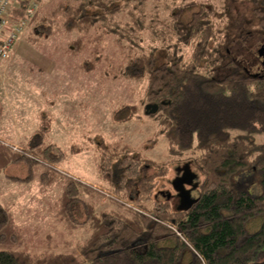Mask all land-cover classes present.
<instances>
[{
  "label": "trees",
  "instance_id": "1",
  "mask_svg": "<svg viewBox=\"0 0 264 264\" xmlns=\"http://www.w3.org/2000/svg\"><path fill=\"white\" fill-rule=\"evenodd\" d=\"M38 1L29 37L60 36L67 54L88 51L82 69L102 64L101 72L114 79L145 81L147 112L160 124L146 147L164 135L170 157L158 161L129 143L89 137L98 143L102 183L88 184L58 169L68 151L47 141L50 115L29 145L0 139V172L20 161L42 162L41 187L60 188L54 217L69 232H85L72 244L78 254L0 249V264H264V144L255 139L264 132V70L249 71L238 54L224 49L229 24L216 21L215 7L188 1L172 10L162 34L169 47L164 57L156 46L143 51L141 30L120 25L113 36L121 57L111 60L103 46L106 35L112 36L110 24L117 17L122 22L124 12L135 19L147 0ZM247 1L264 34V0ZM29 5L30 0L20 1L11 17H24ZM189 9L194 10L186 18ZM182 46L191 53L185 56ZM141 112L139 104L123 103L112 116L127 122ZM235 128L244 132L232 136L229 130ZM176 161L197 169V201L188 208L179 199L173 204L169 190L157 189ZM105 198L107 206L101 204ZM25 243L23 227L0 202V244Z\"/></svg>",
  "mask_w": 264,
  "mask_h": 264
},
{
  "label": "rangeland",
  "instance_id": "2",
  "mask_svg": "<svg viewBox=\"0 0 264 264\" xmlns=\"http://www.w3.org/2000/svg\"><path fill=\"white\" fill-rule=\"evenodd\" d=\"M188 1L213 5L216 21L221 26L229 24L230 36L223 44L224 49L233 56L238 54L243 66L249 71L264 70L263 60L258 53L264 43V34L257 26L253 5L247 0H147L141 12H136L135 19L130 12H124L121 14L122 22L121 17H117V23L110 24L112 36L106 35L107 44L103 45L106 48L105 54L111 60L121 57L119 42L116 35L113 36V30L128 24L132 30L143 32L144 39H140L143 51L156 46V54L159 56L160 53L164 57L169 49L162 39L164 25L169 24L171 11ZM194 9L187 10V14L183 16L190 17ZM29 21L16 44L13 56L0 68L1 139L18 147L29 145L31 137L41 127L42 118L50 115L52 125L47 141L59 142L68 151L66 159L57 166L58 169L88 184L102 183L96 165L98 143H90L89 137L103 136L108 140L129 143L144 156L158 161L170 157L169 145L164 135H158L154 147H146L148 139L158 134L160 124L154 114L147 112L145 81L114 79L101 72L102 64L91 71L82 69L81 63L89 55L87 50L67 54L65 41L60 36L30 38ZM134 21L140 25H134ZM141 48L138 50L141 51ZM182 51L185 56L191 53L188 46H182ZM123 103L139 104L141 117L116 122L112 116L113 109ZM229 131L232 136L244 132L237 128ZM255 139L259 144H264V132L256 133ZM78 145L86 147L79 150L76 147ZM183 162L172 163L169 173L159 180L157 187L170 191L173 204L181 201L176 187L177 178L187 169L197 171L195 167L182 166ZM44 166L42 162L31 164L20 161L0 172V202L10 209L15 221L16 217L19 219L26 236L25 244H0V249L78 254L77 248L72 244L84 237V230L69 232L63 223L54 221L47 214V203H52L58 197L60 188L55 185L41 187L39 175ZM28 175L31 176L30 179L27 178ZM197 180L199 179L196 178L195 182ZM186 187L191 188L190 185ZM193 188L195 187H192V194L196 196L197 191ZM101 204L107 206L109 202L105 198ZM257 225L259 227L260 222ZM68 241L71 244L67 246L64 243Z\"/></svg>",
  "mask_w": 264,
  "mask_h": 264
},
{
  "label": "built area",
  "instance_id": "3",
  "mask_svg": "<svg viewBox=\"0 0 264 264\" xmlns=\"http://www.w3.org/2000/svg\"><path fill=\"white\" fill-rule=\"evenodd\" d=\"M23 0H0V68L13 56L16 44L29 21V17L38 7V0H30L24 17L12 18V10Z\"/></svg>",
  "mask_w": 264,
  "mask_h": 264
},
{
  "label": "water",
  "instance_id": "4",
  "mask_svg": "<svg viewBox=\"0 0 264 264\" xmlns=\"http://www.w3.org/2000/svg\"><path fill=\"white\" fill-rule=\"evenodd\" d=\"M258 53L260 56L261 55L264 56V43L259 48ZM196 178H197V173L191 169L185 170L184 173L177 178L176 187L177 190L179 191L181 203L184 207L187 208L191 207L192 204L197 201V198L192 196V189H191L192 187H196L198 184L197 182H195ZM186 185H190L191 188H187Z\"/></svg>",
  "mask_w": 264,
  "mask_h": 264
},
{
  "label": "crops",
  "instance_id": "5",
  "mask_svg": "<svg viewBox=\"0 0 264 264\" xmlns=\"http://www.w3.org/2000/svg\"><path fill=\"white\" fill-rule=\"evenodd\" d=\"M1 139V137H0ZM1 140H5V139H1ZM6 141V140H5ZM53 142H55L54 140H52ZM8 142V141H7ZM57 144L61 145L59 142H56ZM62 146V145H61ZM63 147V146H62ZM52 205H53V202L52 203H47V214L49 215V217H51L54 221H57L59 222L55 217H54V214H53V211H52ZM18 218L16 217V222L19 223V225H21V222H18ZM22 227V226H21Z\"/></svg>",
  "mask_w": 264,
  "mask_h": 264
},
{
  "label": "flooded vegetation",
  "instance_id": "6",
  "mask_svg": "<svg viewBox=\"0 0 264 264\" xmlns=\"http://www.w3.org/2000/svg\"><path fill=\"white\" fill-rule=\"evenodd\" d=\"M259 56H260V55H259ZM260 57H261V58H262V60L264 61V56H263V55H261ZM263 64H264V63H263ZM184 169H185V168H184ZM182 170H183V169H182ZM183 173H184V171H183ZM183 173H182V174H183ZM191 189H192V188H191ZM192 196H194V195L192 194ZM194 197H195V196H194Z\"/></svg>",
  "mask_w": 264,
  "mask_h": 264
}]
</instances>
